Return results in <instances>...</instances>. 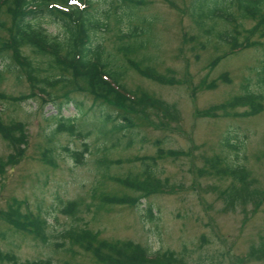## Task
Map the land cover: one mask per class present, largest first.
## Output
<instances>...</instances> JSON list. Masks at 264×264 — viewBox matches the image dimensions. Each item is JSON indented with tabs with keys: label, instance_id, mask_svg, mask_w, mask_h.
I'll list each match as a JSON object with an SVG mask.
<instances>
[{
	"label": "rangeland",
	"instance_id": "374dc122",
	"mask_svg": "<svg viewBox=\"0 0 264 264\" xmlns=\"http://www.w3.org/2000/svg\"><path fill=\"white\" fill-rule=\"evenodd\" d=\"M140 1L142 6L130 14L129 20L131 26L147 29L142 37L146 41L143 56L147 57L143 62L161 74L170 72L179 84H154L132 71L125 74L122 82L131 91L139 88L173 105L178 120L169 128L178 131H155L141 123L140 136L128 149L111 147L110 141L93 134L81 139L66 133L49 137L55 125L51 116L57 115L51 105L40 109L35 99L20 103L0 101L3 119L24 123L28 134L24 156L0 177V213L10 201L20 202V212L45 219L47 238L46 243H40L0 221L3 235L0 251L12 253L20 261L49 259L54 264H94L86 253L76 247L70 248L62 238V233L69 228H86L108 241L130 240L151 253L169 250L190 263L202 261L206 264V259H211L213 264H264L262 259L244 257L264 238V200L258 207L246 204L224 210L217 192L224 189L229 180L197 172L204 167V159L217 155L245 168L254 178V187L264 190L261 141L264 102L260 113L247 118L197 115L244 92L264 97V86L257 82L259 67L264 62V40L239 50L209 69L210 61L228 50L212 35L229 30L231 24L227 27L221 22L203 20L198 25L189 16L192 0H168L176 10L163 0ZM99 2L106 7L103 0ZM2 19L6 20L3 16ZM40 23L48 33L58 31L49 19H42ZM125 23L118 26L117 31L109 19V26L105 28L108 31L99 28L100 44L107 51L116 54L118 32L126 30ZM242 23V29L237 28L239 35L232 33L238 42L243 41V29L252 25L251 21ZM1 36H5L2 31ZM256 41H259L256 37L249 40ZM5 59L7 57L2 56L0 62ZM0 93L16 98L27 94L28 87L24 80L3 73ZM75 97L84 107L89 104L83 96ZM246 109L237 108L236 112L242 114ZM61 116L74 118L73 127L80 132L87 131L92 121L90 115L86 119L75 117L70 106L61 110ZM80 120L87 124L80 128ZM224 138H228L227 148L222 142ZM156 140L160 141L159 146L153 145ZM83 144L87 152L83 153L84 163L78 165L64 150L82 152ZM50 148L54 167L39 162L44 149L51 151ZM156 149L164 154L167 151L180 153L174 159L164 155L151 166L156 180L171 191L141 197L133 207L100 208V195L135 197L138 194L108 182L107 177L126 178L139 174L140 158L155 157ZM9 152L0 140V157L4 158ZM96 160L119 163L108 165L107 170L101 172L96 170ZM69 201L78 204L73 217L60 212ZM147 208L151 209V218L145 216Z\"/></svg>",
	"mask_w": 264,
	"mask_h": 264
},
{
	"label": "trees",
	"instance_id": "16d2710c",
	"mask_svg": "<svg viewBox=\"0 0 264 264\" xmlns=\"http://www.w3.org/2000/svg\"><path fill=\"white\" fill-rule=\"evenodd\" d=\"M73 1V4L68 3ZM106 7L100 5L99 0H0V82L2 74L13 76L17 80H24L28 93L18 97H9L0 93V101L20 103L28 99H35L39 108L51 105L58 115H52L55 125L49 131V137L54 134L66 133L68 136L86 138L93 134L111 142V147L130 148L136 137L140 136L141 123L155 131L177 132L169 128L176 123L178 114L173 105L155 97L139 88L131 91L122 82L125 74L132 71L140 78L158 85L177 84L170 72L161 74L152 66L144 64L147 58L143 56L147 29L130 25V14L142 6L140 0H103ZM170 8L176 7L168 0H163ZM122 3V4H121ZM123 6V8L121 7ZM120 11V12H118ZM189 16L195 23L201 25L203 20L231 24L232 28L213 34L222 46L228 48L226 53L216 56L209 63L213 68L222 59L234 55L239 50L251 45H258L264 40V0H192ZM235 13L237 16H234ZM2 16L6 20L2 19ZM49 19L58 28L56 33H48L42 26L41 20ZM112 19V26L127 27L124 32H118L116 54L105 49L100 44L99 28H107ZM126 19V20H125ZM238 19V22L236 20ZM242 21H251L248 29H243V41H236L239 35L237 28L242 29ZM105 31H108L105 29ZM122 31V30H121ZM236 34L235 36L232 35ZM259 41L251 43L250 38ZM121 40L124 42L122 43ZM139 58V60H137ZM258 84L264 86V62L258 72ZM179 84V83H178ZM83 96L89 100L84 107L81 100L75 96ZM264 97L248 92L234 96L226 102L211 107L204 112H197L198 116L216 118L219 116L252 117L260 113L263 108ZM68 106L73 108L75 117H92L89 129L82 131L74 129L72 120L64 119L61 110ZM237 108H247L237 113ZM0 106V140L9 149V153L0 157V177L7 169L15 166L24 156L28 134L26 126L14 119L4 120ZM47 119V118H45ZM83 119V120H85ZM80 120L79 127L87 123ZM140 139V138H139ZM139 141V140H137ZM262 158H264V134L262 136ZM227 148L228 138L222 140ZM156 140L153 145L159 146ZM158 148V147H157ZM51 149V148H50ZM73 162L83 164V153L78 150H64ZM51 151L44 149L39 162L45 166L54 167ZM179 152L156 149L155 157L140 158V172L126 178L107 177V181L126 190L138 192L135 197L100 195L98 206L109 208L112 206H134L141 197L157 192H170L154 177L151 166L156 159L166 155L177 158ZM136 160V159H135ZM134 160V161H135ZM148 161V162H147ZM119 161L104 163L96 160V170L105 171L108 165L118 164ZM150 163V164H148ZM203 166L197 172L208 177L228 179L229 184L217 196L223 202L224 210L235 205H250L258 207L264 200V190L254 187V178L242 166L233 165L224 157L213 155L203 160ZM215 190V189H214ZM20 202L10 201L4 212L0 213V221L9 229L31 236L32 239L46 243V221L38 216L20 212ZM78 204L67 202L60 212L69 217L77 213ZM151 209H146V218H151ZM0 233V238L2 237ZM69 247H76L86 253L94 264H204L202 261L187 262L181 255L169 250L151 253L146 247L130 240H105L95 232L86 228H69L62 233ZM68 247V250L70 248ZM255 257L264 262V238L259 245L244 256ZM239 260H242L239 259ZM206 264H213L206 259ZM0 264H54L49 259L23 260L8 252L0 251Z\"/></svg>",
	"mask_w": 264,
	"mask_h": 264
}]
</instances>
